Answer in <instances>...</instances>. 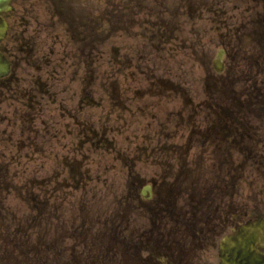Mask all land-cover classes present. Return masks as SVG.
<instances>
[{"label": "flooded vegetation", "instance_id": "obj_1", "mask_svg": "<svg viewBox=\"0 0 264 264\" xmlns=\"http://www.w3.org/2000/svg\"><path fill=\"white\" fill-rule=\"evenodd\" d=\"M262 218L264 0H0L1 263L220 264Z\"/></svg>", "mask_w": 264, "mask_h": 264}, {"label": "water", "instance_id": "obj_2", "mask_svg": "<svg viewBox=\"0 0 264 264\" xmlns=\"http://www.w3.org/2000/svg\"><path fill=\"white\" fill-rule=\"evenodd\" d=\"M220 251L222 264H264V220L229 236Z\"/></svg>", "mask_w": 264, "mask_h": 264}, {"label": "rangeland", "instance_id": "obj_3", "mask_svg": "<svg viewBox=\"0 0 264 264\" xmlns=\"http://www.w3.org/2000/svg\"><path fill=\"white\" fill-rule=\"evenodd\" d=\"M199 25H204V24H206V22L205 21H203V22H199L198 23ZM23 164H22V166H30L31 168H38V169H42V171L41 172H45V170L47 169V165H48V167L50 166V162L49 161H47V160H37V161H35V162H29V161H23L22 162ZM41 176V173H40V171H39V177ZM0 248H3V246H2V242L0 241ZM2 258V257H1ZM23 260L24 261H26V260H28V261H30L28 258H26V257H23ZM0 264H3V263H1V260H0ZM23 264H25V263H23Z\"/></svg>", "mask_w": 264, "mask_h": 264}]
</instances>
